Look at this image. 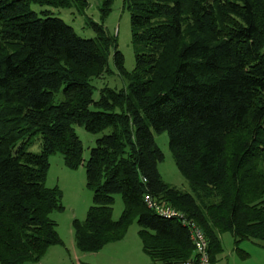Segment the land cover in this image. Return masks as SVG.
Returning a JSON list of instances; mask_svg holds the SVG:
<instances>
[{"label":"trees","instance_id":"16d2710c","mask_svg":"<svg viewBox=\"0 0 264 264\" xmlns=\"http://www.w3.org/2000/svg\"><path fill=\"white\" fill-rule=\"evenodd\" d=\"M54 2L0 0V264L39 262L63 245L51 218L62 193L45 185L56 153L69 169L84 164L92 192L85 219L72 222L83 253L122 240L136 220L152 262L192 259L188 229L148 209L145 194L202 228L213 264L222 234L243 259L242 243L264 247V0H124L145 48L131 71L101 26L82 38L31 9ZM111 53L126 88L103 87L95 100L90 80ZM75 126L104 133L86 160ZM164 132L189 192L158 170L154 134ZM35 136L39 153L28 150ZM116 194L124 208L114 220Z\"/></svg>","mask_w":264,"mask_h":264},{"label":"rangeland","instance_id":"374dc122","mask_svg":"<svg viewBox=\"0 0 264 264\" xmlns=\"http://www.w3.org/2000/svg\"><path fill=\"white\" fill-rule=\"evenodd\" d=\"M110 1L112 0H55L54 4L31 5V9L39 17L47 14L63 20L82 38H97L92 28L94 24L101 26L105 31L107 43H116L117 49L124 56L125 69L131 71L135 66V55L144 51L145 48L141 44L133 42L130 21L131 12L124 5V0H113V4L110 5L111 8L108 10ZM206 2H212V0H206ZM8 49L10 51L11 47L8 46ZM113 50L111 49L110 52H114ZM90 83L94 90L93 99L95 100L98 99L99 92L103 87L117 90L126 88V81L115 70L112 53L108 57V69L99 76L92 78ZM61 99L62 96L59 93L56 96V100L59 101ZM75 131L83 147V159L86 160L96 140L104 133L92 134L80 126H75ZM154 138L164 156L163 161L158 165L162 179L180 190L189 192L188 183L177 169L173 154L169 149L167 133L154 134ZM40 142L41 138L39 136L33 137L28 150L33 153H39ZM49 164L45 185L48 188L57 187L62 193L61 203L63 209L54 211L51 214V218L56 222L59 238L63 242V248L61 249L65 251L67 257L64 264L90 262L82 258L83 252L76 248L72 226L74 219L83 221L90 206L93 205L92 192L86 186L84 164H81L76 169H69L59 153L50 156ZM123 208L124 204L121 195H114L112 211L114 220L120 217ZM138 229L139 226L136 220H133L126 233L130 245H133V239L139 241L137 237ZM224 235L231 237L229 233ZM247 243V249L244 250L251 254L249 260L228 257L224 259L222 264H264V247H257L250 241H247ZM128 246L123 249H127ZM225 246L226 250H228L227 243H225ZM146 259L148 261V258Z\"/></svg>","mask_w":264,"mask_h":264},{"label":"crops","instance_id":"0c3cea01","mask_svg":"<svg viewBox=\"0 0 264 264\" xmlns=\"http://www.w3.org/2000/svg\"><path fill=\"white\" fill-rule=\"evenodd\" d=\"M137 237L139 241L133 239V245H130V241L127 239V235H125L122 240L107 244L96 253H82L83 255H81V257L90 261L84 262L83 264H131L136 262L138 264H155L143 252L139 235ZM220 241L222 251L216 256L214 264H222L224 259L228 257L239 258L241 260H249L251 258V254L244 250L247 249V242L240 245L241 250L248 254L247 258L243 259L235 251L232 236L226 237V235L222 234L220 235ZM225 243H227L229 247L228 250H226ZM62 246L63 245L51 246L39 262H29L26 264H64L67 257L65 255V251H62L61 249L63 248ZM125 246H128L127 249H123ZM146 258H148V261ZM78 264L82 263L78 262Z\"/></svg>","mask_w":264,"mask_h":264},{"label":"built area","instance_id":"2783aa9c","mask_svg":"<svg viewBox=\"0 0 264 264\" xmlns=\"http://www.w3.org/2000/svg\"><path fill=\"white\" fill-rule=\"evenodd\" d=\"M143 201L146 207L158 216L166 219H177L188 229L190 240L193 244V257L184 264H213L208 252V240L202 228L193 220L187 219L177 209L156 201L150 194H145Z\"/></svg>","mask_w":264,"mask_h":264}]
</instances>
